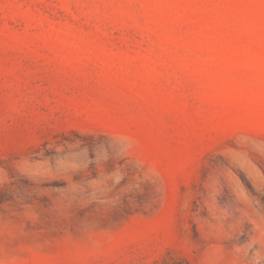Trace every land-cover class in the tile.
I'll list each match as a JSON object with an SVG mask.
<instances>
[{
  "label": "rangeland",
  "instance_id": "374dc122",
  "mask_svg": "<svg viewBox=\"0 0 264 264\" xmlns=\"http://www.w3.org/2000/svg\"><path fill=\"white\" fill-rule=\"evenodd\" d=\"M0 264H264V0H0Z\"/></svg>",
  "mask_w": 264,
  "mask_h": 264
}]
</instances>
